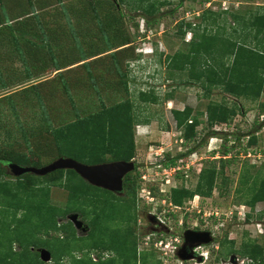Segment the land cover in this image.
Returning a JSON list of instances; mask_svg holds the SVG:
<instances>
[{
	"label": "rangeland",
	"instance_id": "rangeland-1",
	"mask_svg": "<svg viewBox=\"0 0 264 264\" xmlns=\"http://www.w3.org/2000/svg\"><path fill=\"white\" fill-rule=\"evenodd\" d=\"M151 3L160 6L161 12L156 16H150L145 11V6ZM260 5H264V0H0V22L9 23L19 14L26 15L32 6H37L41 15V18L35 16L34 19L38 21L40 18L44 21L43 24L48 30L52 28L50 24L56 21L54 19H59L57 25L64 20V28L57 29L56 32H60V36H55L54 41L57 52L59 53L60 48L64 51L61 58L62 61L65 59L64 64L71 61L68 60L70 58H80L84 54L88 56L118 47L104 58L91 60V73L84 67L79 69L82 66L73 70L72 74L66 70L64 74L71 84L68 90H65L61 80L55 77L45 81L44 84L47 85H43L40 91L39 88H32L33 95L29 100H24L22 95L15 96L16 109L10 104L9 96H4L26 86L0 88V98L4 97L0 99V150L14 147L17 151L29 152V148L33 147L42 155L41 161L46 165L58 158L57 147L45 130L41 133L31 129L46 125L43 114L45 110L50 112L53 124L60 126L74 121L79 115L99 110L103 104L112 105L130 99L138 120L134 124L136 157L133 159L138 168L131 176L133 179L138 178L140 184L137 195V199H140L137 232L141 238L139 254L148 255L146 264H250V258L242 255L241 249L243 243L248 240H255L264 247V201L258 202L253 209L244 204L242 199L247 193L245 191L249 187V182H244L243 177L248 171L254 173L264 169V125L261 124L263 121L260 117L263 114L259 105L262 103L264 93L257 102L239 100L232 95H226L221 88H215L212 96L204 97L202 84L192 78L187 69L179 71L170 65L168 56L179 50H187L188 42L193 39V31L186 25H182V28L187 30L186 35L180 33L182 21L193 23L194 32L202 33L205 10L227 11L229 12L227 31L232 32V25L236 22L231 14L250 16L257 12ZM25 19H28L27 16ZM152 19H156L153 26L150 23ZM33 24L37 27L35 22ZM200 24V28L196 27ZM5 28L7 25L0 28V40L8 39V35L4 33ZM46 30L43 26L40 27L42 36L40 39L37 38L39 41L37 45L41 48L47 39V36H44ZM19 32L15 33L16 40H19L24 31L20 29ZM32 36L34 37V34ZM124 42L128 44L120 46ZM15 43L18 45V41ZM17 54L11 51L8 42L0 44V73L8 77L7 70ZM115 59L121 65L122 74L118 72ZM125 73L130 81L129 90L123 84L122 75ZM49 75L51 76V73ZM75 77L86 82L82 92L77 91L75 87L76 82H73ZM151 89H154L160 98L157 103L141 100L140 92ZM68 91H73L74 103L68 97ZM169 92L174 94L171 96L175 100L172 105L166 97ZM53 93L55 95L51 96ZM39 94L45 96L47 101ZM224 99L240 102L245 109V113L240 111L231 123L214 126L213 129L224 131L227 135L209 137L203 147L179 159L174 168L162 166L167 153H171L172 157L186 153L209 132V129H205L207 116L200 115L198 116L200 139L186 143L172 110H182L186 106H191L195 114L198 111L206 112L210 101L221 103ZM43 102L47 103L42 108ZM145 119H149L150 125L139 127L138 123ZM139 129L141 136L137 133ZM145 131H150L151 136L147 137L148 132ZM253 131H256L258 142L249 145L254 135ZM26 136L30 139L29 143ZM227 147L232 149V153L225 158L235 160L226 165L225 174L219 179L220 187L215 189L211 197L196 195L183 207L170 203L168 194L171 188L180 186L194 188L201 169L208 166L212 159L224 157ZM253 147L254 152L258 150V153L262 154L249 156V151ZM70 155L63 153L66 157H72ZM2 164L7 168L6 163ZM33 164L32 166H39L37 163ZM143 175H146V179ZM224 177L226 179H223ZM148 187L154 195L150 200L145 197L149 193L144 189ZM69 193L65 187L56 185L51 187L50 203L62 210L69 209L70 212L58 216L56 220L61 225L58 230L33 236L39 245L32 247V252L35 254L40 253L43 248L47 249L52 258L46 261L40 254L44 264H60L61 260V263H67L74 259L98 261L114 257L116 255L114 251L95 250L91 247L90 223L94 205L77 203L71 200ZM139 194L144 195V200ZM83 210L90 214L84 215ZM3 213V223L0 225V251L7 250L6 236L7 234L13 236L8 229L17 224L14 209L6 211L3 208ZM25 213L26 210L20 211L18 217H23ZM75 213L84 222L82 228L77 227L71 220V215ZM260 215L263 216L262 219L259 218ZM114 221L117 222L116 219ZM114 221L110 225H113ZM188 228L212 230L214 233V241L211 244L198 247L203 261L198 258L182 260L174 252L166 255L153 244L146 245L142 238L151 235L153 242L158 238L177 237L184 242L183 233ZM225 235L229 239L226 242ZM230 240H233L234 244L229 243ZM13 248L16 251L21 250L16 241ZM234 255L237 256L236 263L232 262ZM139 262L142 264V259Z\"/></svg>",
	"mask_w": 264,
	"mask_h": 264
},
{
	"label": "trees",
	"instance_id": "trees-1",
	"mask_svg": "<svg viewBox=\"0 0 264 264\" xmlns=\"http://www.w3.org/2000/svg\"><path fill=\"white\" fill-rule=\"evenodd\" d=\"M145 11L150 16H156L161 12L160 6H156L154 3L145 6ZM228 13L227 11L205 10L202 33L194 32L195 26L193 23L182 21L180 23V33L186 35L187 30L182 28V25H186L187 28L193 31V39L188 42L187 50H179L174 55H169L168 61L170 65L172 64L179 71L187 69L190 76L199 81L204 87V97L212 96L215 88H221L226 95H232L239 100L257 102L264 93V5H260L257 12L250 16L231 14L234 22H236L235 25H232V32L227 31ZM26 16L29 20L25 19ZM35 16L41 18L37 6H32V9L28 10L26 15L19 14L12 18L9 23L0 22V28L7 25L4 33L8 35V39H1L0 44L8 42L10 46H13L11 51L17 52L23 60L25 59L24 43L27 42L28 46L37 45L39 41L34 39H40L42 35L40 27L43 26L45 30L48 28L40 18L38 21L34 19ZM155 21L156 19H152L151 22L149 20L151 26ZM33 22L37 24V27ZM199 26L201 24L196 25V27ZM20 29L24 31L20 35L21 37L18 38L21 42L16 40L15 37V33H20ZM49 31L47 29L46 33H50ZM38 32H40L39 36ZM31 33L34 34V37H28V34ZM15 41H18V45ZM51 42L50 39H45V44L42 47L47 48L45 58H50L57 66H60L62 62L58 59ZM126 44L128 42H124L120 46ZM117 48L114 47L109 50H116ZM110 54L112 53L106 56ZM85 55H82L84 60L95 56L87 57ZM114 62L118 72L122 74L123 71L117 59ZM80 66L82 67L79 69L84 67L91 73V61H85ZM75 69L77 70V68H74L69 71L70 74ZM7 72L8 77L4 73H0V88L2 89L13 87L14 84H22L34 74L30 67L25 72H12L9 70ZM64 72L58 73L57 78L61 80L64 89L68 90L71 84L66 79L68 77L65 76ZM122 77L123 84L129 90L130 81L128 76L125 73ZM73 82H76L77 91L82 92L84 90L83 86L86 83L84 79L75 77ZM43 85L47 84L39 82L32 86L23 87L4 97L9 96L10 104L13 109H16L15 96L22 95L24 100H29V97L33 95L32 88H39L40 91ZM95 88L97 87L95 86ZM71 92L68 91L67 95L73 101V91ZM53 95L55 93L51 94V96ZM173 95V92H170L166 94V97L168 99ZM140 97L145 102L157 103L160 100L154 89L143 90L140 92ZM45 100L47 101L46 97ZM46 103L43 102L41 107H45ZM259 105L261 112L264 113V103H259ZM134 108V104L130 99L112 105L103 104L99 110L79 115L74 121L60 126L53 124L50 112L45 110L43 114L46 125L31 127V129L41 133L45 130L51 136V141L57 147V157L63 156V153L66 152L70 153V156L75 159L89 164L114 160L130 161L136 157L134 124L138 120ZM240 111L245 113V109L240 102L227 101V99H224L221 103L212 100L208 104L206 112L198 111L196 114L191 106H186L182 110L173 109V115L186 143L200 139L198 129V116L200 115L205 114L207 116L205 129H209V132L188 152L174 157L171 156V153H167L166 158L162 161V166L165 168L176 166L179 159L197 151V148L203 147L209 137L227 135L224 131L213 129L214 126L231 123ZM261 124L264 125V121ZM255 132L253 131L254 135L250 139L249 145L258 142ZM28 138H26L27 143L30 142ZM29 149V152H20L15 150L14 147L0 150V225L3 223V208L6 211L10 208L14 209V216L17 221L15 227L8 229L11 230L13 236L6 233L8 237L4 234L7 237L8 244L6 251H0V264H44L40 259V253L34 254L31 250L32 247L35 248L39 245L36 239H33V236L50 230H58L61 228L56 220L58 216L70 212L69 209L62 210L50 203L49 197L53 185L68 189L71 200L77 201V203L94 205V209L91 211L92 221L90 223L91 247L95 250H108L116 253L114 257L98 261L74 259L72 262L61 263V260L59 261L60 264H139L140 259L143 261L142 264H146L148 260L147 253L139 254L141 238L137 232V222L138 200L140 199H137V195L140 184L138 178H132L133 171L125 177L123 194H117L108 189L95 186L82 178L73 169H60L43 176L34 173H27L19 177L14 176L10 173L7 162H16L23 165H34L33 163H37L39 166L45 165L41 161L42 155L33 147ZM231 150L227 147L224 157L212 159L209 161L208 166L201 169L198 182L194 188L186 186L171 188L168 194L170 203L177 207H183L188 200L193 199L196 195L211 197L215 189L220 187L219 179L224 176L226 165L235 160L234 158L233 160L232 158H225L226 155L232 153ZM2 163H6L8 170ZM243 179L244 182H249V187L246 188L245 193H247L242 201L253 209L258 202L264 201V169L254 173L248 171ZM22 210H26L25 215L18 217V213ZM82 212L84 215L90 214L85 210ZM259 218L262 219L263 216L260 215ZM112 221H114V224L110 225ZM5 232L3 231V233ZM227 237L225 235V242L229 240ZM14 241L21 246L20 251L14 250ZM229 243L234 244V241L230 240ZM241 254L250 258V264H264V247L255 240L244 242Z\"/></svg>",
	"mask_w": 264,
	"mask_h": 264
},
{
	"label": "water",
	"instance_id": "water-1",
	"mask_svg": "<svg viewBox=\"0 0 264 264\" xmlns=\"http://www.w3.org/2000/svg\"><path fill=\"white\" fill-rule=\"evenodd\" d=\"M7 165L11 173L17 177L27 173L43 176L60 169H73L89 183L117 194L124 193L125 177L136 169L135 160H114L89 164L66 156H60L43 166L21 165L16 162H7ZM71 220L79 228L84 226V222L79 219L77 213L71 215ZM183 236L184 243L178 251V256L182 260L198 258L200 261H203V257L196 254L194 248L211 244L214 241L212 232L188 228L184 231ZM40 254L43 260L48 261L52 258L51 253L45 248L41 249ZM236 261L237 256L234 255L232 262L236 263Z\"/></svg>",
	"mask_w": 264,
	"mask_h": 264
},
{
	"label": "crops",
	"instance_id": "crops-1",
	"mask_svg": "<svg viewBox=\"0 0 264 264\" xmlns=\"http://www.w3.org/2000/svg\"><path fill=\"white\" fill-rule=\"evenodd\" d=\"M56 21H53V24H50V26H52L51 30L49 31L50 33H46L44 36H47V39H50L51 44L53 45L52 48L55 50L56 54L58 55V59L63 63L60 64V66H57L55 64V62H53L52 60H50V58H45L46 56V50L47 48H42L39 47L38 45H32V46H28L26 44V42L24 43V50H25V59H21L20 55L17 54V56H15L11 61V67L8 69L9 71H18L21 72L24 70L27 71V68H31L33 70L32 73H34L31 78H29L28 80H26L24 82V84H14L13 87H19V86H30L33 83H39V82H45L46 80H50V78H55L57 77V75H59L58 73L60 72H64V71H71L74 68H79L80 65L82 63H84L85 61H91L93 59L96 60V58L98 59V57H104L107 54H109L112 50H108V51H104V52H97V53H93V54H89V55H95L93 58H89L86 60H83V57L77 58H70L68 60V63L64 64V60L62 61V56H63V49L60 48L59 53L57 52L56 47L54 46V41H55V36H60V32H56L57 29L60 28H64L63 24H64V20L63 23H59L57 25V23L59 22V19H54ZM32 34V33H31ZM31 34H28V37L32 36ZM42 36V35H41ZM34 40H37L36 38ZM26 44V45H25ZM16 46V45H15ZM11 48H13V46L11 45ZM88 55V56H89ZM87 56V57H88ZM75 59V60H74ZM82 59V60H81ZM49 73H51V76L49 75ZM47 75V76H46ZM49 76V77H48ZM21 88V87H20ZM170 93V92H169ZM168 101L170 103V105L173 104V101L175 102L174 98H168ZM184 109V108H183ZM139 127L141 126H148L150 125V123L147 121V119H145V121L139 122L138 123ZM141 130L139 129V131H137V133L141 136ZM148 132L146 135L147 137H150L151 132L150 131H145ZM150 135V136H149Z\"/></svg>",
	"mask_w": 264,
	"mask_h": 264
},
{
	"label": "built area",
	"instance_id": "built-area-1",
	"mask_svg": "<svg viewBox=\"0 0 264 264\" xmlns=\"http://www.w3.org/2000/svg\"><path fill=\"white\" fill-rule=\"evenodd\" d=\"M261 102L264 103V98L261 99ZM262 114L263 115L260 118L262 121H264V113L262 112ZM254 146L256 147V145H254ZM255 147H253V149L251 151H249V156H252V155L256 156V155L262 154V153H258V150L254 152ZM258 161L259 160L257 159L256 162H258ZM171 168H174V167H171ZM143 178L146 179V175L145 176L143 175ZM144 190H145V192H148L150 194V195L149 194L145 195V197L148 198V200L151 199V196H152V198L154 197L150 187H148L147 189L145 188ZM143 196L144 195H142V194L139 195V197L141 199L143 198V200H144ZM145 202H147V201H145ZM143 240H144V243H146V245L153 244L157 249L163 250L164 254H166V255L170 254V252H174L177 255L179 248L183 244V241L178 239L177 237L176 238H170V239L158 238V239L153 240V242H152L151 235H148V236H144Z\"/></svg>",
	"mask_w": 264,
	"mask_h": 264
},
{
	"label": "flooded vegetation",
	"instance_id": "flooded-vegetation-1",
	"mask_svg": "<svg viewBox=\"0 0 264 264\" xmlns=\"http://www.w3.org/2000/svg\"><path fill=\"white\" fill-rule=\"evenodd\" d=\"M136 168H137V164H136ZM196 230H202V229H199V228H194ZM212 232V231H211ZM213 237H214V233H212ZM184 243V242H183ZM183 245V244H182ZM203 246H206V245H203ZM201 246V247H203ZM181 248V247H180ZM179 248V249H180ZM200 248V247H199ZM179 251V250H178ZM194 251L196 252V254L200 255L201 251H199L198 247L194 248ZM177 255H178V252H177Z\"/></svg>",
	"mask_w": 264,
	"mask_h": 264
},
{
	"label": "clouds",
	"instance_id": "clouds-1",
	"mask_svg": "<svg viewBox=\"0 0 264 264\" xmlns=\"http://www.w3.org/2000/svg\"><path fill=\"white\" fill-rule=\"evenodd\" d=\"M140 195V194H139Z\"/></svg>",
	"mask_w": 264,
	"mask_h": 264
}]
</instances>
